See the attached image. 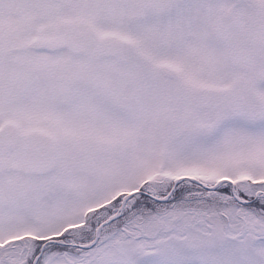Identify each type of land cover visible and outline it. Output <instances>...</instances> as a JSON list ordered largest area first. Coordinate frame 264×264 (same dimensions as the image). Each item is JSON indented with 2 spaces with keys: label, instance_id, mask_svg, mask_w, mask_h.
I'll return each mask as SVG.
<instances>
[{
  "label": "snow or ice",
  "instance_id": "1",
  "mask_svg": "<svg viewBox=\"0 0 264 264\" xmlns=\"http://www.w3.org/2000/svg\"><path fill=\"white\" fill-rule=\"evenodd\" d=\"M0 264H264V0H0Z\"/></svg>",
  "mask_w": 264,
  "mask_h": 264
}]
</instances>
